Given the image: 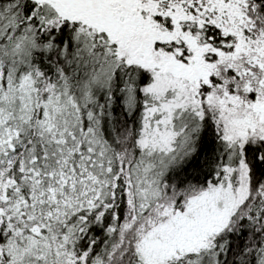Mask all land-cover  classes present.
Wrapping results in <instances>:
<instances>
[{
	"label": "snow or ice",
	"instance_id": "obj_1",
	"mask_svg": "<svg viewBox=\"0 0 264 264\" xmlns=\"http://www.w3.org/2000/svg\"><path fill=\"white\" fill-rule=\"evenodd\" d=\"M0 264H264V0H0Z\"/></svg>",
	"mask_w": 264,
	"mask_h": 264
}]
</instances>
